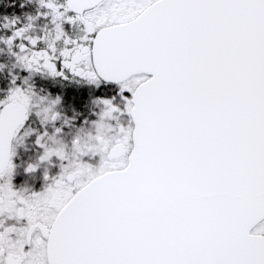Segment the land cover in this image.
<instances>
[{
    "label": "snow or ice",
    "instance_id": "snow-or-ice-1",
    "mask_svg": "<svg viewBox=\"0 0 264 264\" xmlns=\"http://www.w3.org/2000/svg\"><path fill=\"white\" fill-rule=\"evenodd\" d=\"M0 264H264V0H0Z\"/></svg>",
    "mask_w": 264,
    "mask_h": 264
}]
</instances>
